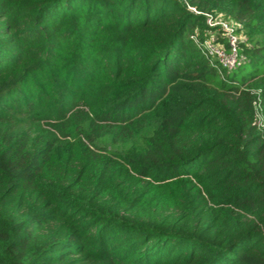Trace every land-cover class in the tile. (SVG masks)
Here are the masks:
<instances>
[{
  "label": "trees",
  "instance_id": "obj_1",
  "mask_svg": "<svg viewBox=\"0 0 264 264\" xmlns=\"http://www.w3.org/2000/svg\"><path fill=\"white\" fill-rule=\"evenodd\" d=\"M256 98L264 0H0V264H264Z\"/></svg>",
  "mask_w": 264,
  "mask_h": 264
},
{
  "label": "built area",
  "instance_id": "obj_2",
  "mask_svg": "<svg viewBox=\"0 0 264 264\" xmlns=\"http://www.w3.org/2000/svg\"><path fill=\"white\" fill-rule=\"evenodd\" d=\"M195 13H198L193 7H189ZM209 27L220 32L221 37H206L200 40L197 36H192L194 43L201 54L207 59L211 66H216L220 70L230 72L234 70L241 62L242 56L238 53V38L235 31L225 20L215 21L210 14H204ZM221 38V41L219 40ZM259 98L253 101L255 110L254 124L259 128L264 127V117L258 104Z\"/></svg>",
  "mask_w": 264,
  "mask_h": 264
},
{
  "label": "rangeland",
  "instance_id": "obj_3",
  "mask_svg": "<svg viewBox=\"0 0 264 264\" xmlns=\"http://www.w3.org/2000/svg\"><path fill=\"white\" fill-rule=\"evenodd\" d=\"M220 20H221V21H222V20H225L227 23H229V24L231 25V27H232L233 30L235 31V34H236V36H237L239 42H245V41H246V36H245V34H244L243 31H238V32H236V29L239 30V28H240L239 23L233 21L231 18L225 17V16L222 15V14H218V15H216V17H215V21H220ZM207 26L209 27L208 24H207ZM209 28H210V27H209ZM209 36H210V37H213V38H215L216 36H217V37H221L220 32L215 31L214 28L211 29V31H210V35H209Z\"/></svg>",
  "mask_w": 264,
  "mask_h": 264
}]
</instances>
